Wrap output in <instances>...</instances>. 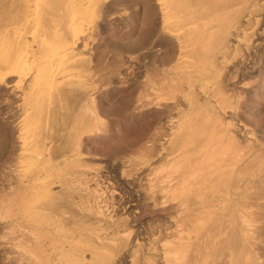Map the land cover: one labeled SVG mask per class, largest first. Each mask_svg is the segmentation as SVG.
<instances>
[{"label":"bare ground","instance_id":"obj_1","mask_svg":"<svg viewBox=\"0 0 264 264\" xmlns=\"http://www.w3.org/2000/svg\"><path fill=\"white\" fill-rule=\"evenodd\" d=\"M137 1L151 60L133 107L157 122L138 150L104 158L85 140L113 81L96 34L121 24L109 48L128 51L132 3L0 0V264H261L247 210L264 188V130L233 99L264 61V0Z\"/></svg>","mask_w":264,"mask_h":264},{"label":"rangeland","instance_id":"obj_2","mask_svg":"<svg viewBox=\"0 0 264 264\" xmlns=\"http://www.w3.org/2000/svg\"><path fill=\"white\" fill-rule=\"evenodd\" d=\"M134 0H130L129 5ZM136 1V2H135ZM132 3L131 8L128 7L127 11H130V18L127 22L126 27L129 31L127 38L124 42L127 43L129 49L128 51L120 52V54L115 53L110 50V43L116 42L118 37H115V26L121 27L113 21H108L105 23L106 28H102L100 33H97L96 39V56L97 59L100 58L102 63L100 64V70L103 69L102 73L107 75L111 80L107 88L102 89L96 94V99L100 101V112L103 114V118L100 119L93 130V132L86 136V143L89 145L90 150L97 157H112V155H118L121 153H126L125 151H135L138 150L144 140V138L150 133L153 126L156 124L157 113L151 106H145L144 108L133 107V102L136 99L139 86L137 84V79L143 77L145 69L149 68L150 58L148 59L147 48L142 44L146 31L148 30L147 25H150V19L148 20L147 10L143 4ZM137 3V5H136ZM143 5V6H142ZM130 8V9H129ZM132 9V10H131ZM146 13V14H145ZM134 16V17H133ZM144 16V17H143ZM134 18V19H133ZM135 20V21H134ZM146 20V21H145ZM115 23V26L114 24ZM112 25V26H110ZM129 25V26H128ZM113 26L115 28H113ZM117 27V28H118ZM131 27V28H130ZM113 28V29H110ZM145 28V30H144ZM147 28V29H146ZM140 31V32H139ZM99 32V31H98ZM142 33V34H141ZM140 35V36H139ZM143 36V37H142ZM116 38V39H115ZM140 39V40H138ZM110 40V41H109ZM137 41V42H136ZM108 42V43H107ZM134 42V44H133ZM264 40H261L263 43ZM105 43V44H104ZM136 43V44H135ZM140 43V44H139ZM98 44V45H97ZM132 47H131V45ZM135 45V46H134ZM261 44V46H263ZM261 46L256 50V56L260 54L262 56L264 47ZM136 47V48H134ZM138 47V48H137ZM142 47V48H141ZM171 45H166L163 47V60L165 62L169 61L173 55V47ZM135 49V51H133ZM165 49V50H164ZM109 50V51H108ZM130 50V52H129ZM138 50V51H137ZM172 50V51H171ZM166 51V52H165ZM113 52V53H112ZM127 52V53H126ZM129 52V53H128ZM161 54V55H160ZM155 55V60L159 61L162 53ZM166 54V55H165ZM258 55L257 58H260ZM169 57V60H165ZM171 57V58H170ZM162 59V58H161ZM258 63V64H257ZM256 64V73L251 76L243 75L242 81L245 82L244 88H239L236 90V97L233 99L235 103L236 113L238 118L247 125L251 130H264V61L260 59ZM261 65V66H260ZM259 70V71H258ZM108 72V73H107ZM107 73V74H106ZM248 76V77H247ZM250 76V77H249ZM254 76V77H253ZM256 76V77H255ZM115 79V80H114ZM118 80V81H117ZM247 82H246V81ZM109 99V100H107ZM107 100V101H106ZM112 101V103H109ZM132 103V104H131ZM112 104V107L110 106ZM104 115L107 117H104ZM102 120V121H101ZM132 120V121H131ZM138 121V130L133 133L134 138L130 139L128 144L126 143L125 149L122 145H117L115 135L118 134V130L122 127H128L132 122ZM107 126H105L106 124ZM108 122V123H107ZM131 122V123H130ZM110 127V129H108ZM121 127V128H120ZM253 130V131H254ZM256 131V132H257ZM260 130L258 131V133ZM262 136V135H261ZM259 137L264 139V137ZM258 139L260 143L264 145V140ZM262 140V141H261ZM117 145H115L114 144ZM126 146L128 150L126 149ZM122 147V151H120ZM124 149V150H123ZM96 152V153H95ZM121 152V153H119ZM116 153V154H115ZM118 153V154H117ZM264 184V182H263ZM264 186V185H263ZM131 191L126 188L121 189V196L123 194L124 198H120V205H125V201H130ZM126 195V196H125ZM129 195V196H128ZM127 198L129 200H127ZM123 200V201H122ZM124 202V203H123ZM122 205V206H123ZM247 220L251 223L252 234L256 240L255 249L257 254V262L264 264V188L262 187L261 196L258 201L252 204L247 210ZM260 260V261H259Z\"/></svg>","mask_w":264,"mask_h":264}]
</instances>
